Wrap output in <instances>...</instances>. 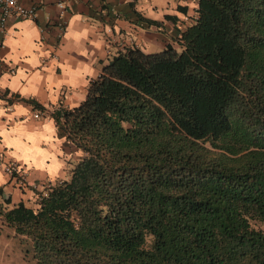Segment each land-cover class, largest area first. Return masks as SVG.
<instances>
[{
  "label": "trees",
  "instance_id": "trees-1",
  "mask_svg": "<svg viewBox=\"0 0 264 264\" xmlns=\"http://www.w3.org/2000/svg\"><path fill=\"white\" fill-rule=\"evenodd\" d=\"M196 2L180 50L125 46L52 109L68 176L0 196L35 264H264V0Z\"/></svg>",
  "mask_w": 264,
  "mask_h": 264
},
{
  "label": "crops",
  "instance_id": "crops-1",
  "mask_svg": "<svg viewBox=\"0 0 264 264\" xmlns=\"http://www.w3.org/2000/svg\"><path fill=\"white\" fill-rule=\"evenodd\" d=\"M22 1L34 5L35 19L12 17L0 30V157L17 161L26 172V182L18 184L0 167L7 208L19 201L31 206L28 198L40 190L31 184L67 177L72 155H80L55 124L52 109L80 104L89 81L125 46L178 49L177 38L194 21L197 7L196 0H69L66 29L51 58L59 0Z\"/></svg>",
  "mask_w": 264,
  "mask_h": 264
},
{
  "label": "built area",
  "instance_id": "built-area-1",
  "mask_svg": "<svg viewBox=\"0 0 264 264\" xmlns=\"http://www.w3.org/2000/svg\"><path fill=\"white\" fill-rule=\"evenodd\" d=\"M69 0H59L57 5L61 8L60 19L56 24L58 29L57 37L54 43L49 46V56L55 58L56 47L66 29V8ZM36 9L34 5H26L22 0H0V30H3L10 18L16 17L21 19H35ZM1 71V66H0ZM0 167L4 173L11 176L18 184L25 183L26 172L17 161H2L0 157Z\"/></svg>",
  "mask_w": 264,
  "mask_h": 264
},
{
  "label": "rangeland",
  "instance_id": "rangeland-1",
  "mask_svg": "<svg viewBox=\"0 0 264 264\" xmlns=\"http://www.w3.org/2000/svg\"><path fill=\"white\" fill-rule=\"evenodd\" d=\"M156 51L161 49H154ZM177 50H180L178 47ZM153 52V51H151ZM78 153L80 154L79 150ZM72 159L76 161V158L72 155ZM73 161V162H74ZM72 164V163H71ZM65 174L68 176L69 167L65 169ZM26 182V181H25ZM46 182V181H45ZM32 188L42 189L41 184H31ZM36 196L28 198V203L31 206H35ZM0 264H35L32 257V250L29 243L21 241L14 233L11 226L2 223L0 220Z\"/></svg>",
  "mask_w": 264,
  "mask_h": 264
}]
</instances>
